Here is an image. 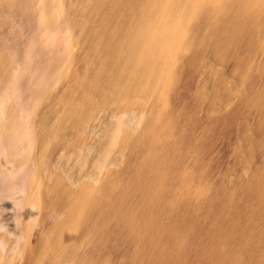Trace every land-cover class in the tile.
I'll return each mask as SVG.
<instances>
[{
    "label": "bare ground",
    "instance_id": "bare-ground-1",
    "mask_svg": "<svg viewBox=\"0 0 264 264\" xmlns=\"http://www.w3.org/2000/svg\"><path fill=\"white\" fill-rule=\"evenodd\" d=\"M30 9L44 36L0 28V264H264V0Z\"/></svg>",
    "mask_w": 264,
    "mask_h": 264
},
{
    "label": "crops",
    "instance_id": "crops-1",
    "mask_svg": "<svg viewBox=\"0 0 264 264\" xmlns=\"http://www.w3.org/2000/svg\"><path fill=\"white\" fill-rule=\"evenodd\" d=\"M10 1H12V7H15V8H12V9H9V7L10 6H8V8H7V6H5V8H4V5H2V4H6L7 2H6V0H0V28H3V32H6V29H8V30H12L13 32L14 31H16V33L14 32V34H12V35H14V37L15 38H17V40H19L20 38L22 39V35H20L21 33H19V30L17 29V30H15L17 27V25H12L13 23V18H17L16 20L17 21H23L24 22V20H25V23H23V25H24V34H23V37H24V40L23 41H21V39H20V42H24L25 44L27 43V44H30L31 43V40H30V38H32V34H33V31L36 33L37 32V34H38V37H40V34L41 35H43V34H46L48 31L46 30V28H45V26H44V23H45V16L43 15V19L42 18H40L39 19V17L36 19V25H33L32 24V22L33 21H31V20H33L32 19V16H31V4H32V0H10ZM21 2H22V4H21ZM29 2V3H28ZM16 3L18 4V5H16ZM13 4H15V5H13ZM17 7V8H16ZM26 7V8H25ZM11 8V7H10ZM24 8V9H23ZM9 9V10H8ZM16 9H17V11H16ZM18 9H19V11H18ZM22 10V11H21ZM11 11V12H10ZM15 12V14H14V12ZM27 11H29V12H27ZM3 12V13H2ZM9 12V13H8ZM8 13V14H7ZM23 15H22V14ZM11 14H12V17H11ZM16 14H18L19 16H17ZM28 14V15H27ZM3 15V16H2ZM14 15H16L15 17H14ZM24 16H26V18L24 17ZM30 16V17H29ZM10 17V18H9ZM19 17V18H18ZM5 18H6V21L7 20H11V21H7V23L5 22ZM8 18V19H7ZM12 18V19H11ZM23 18V19H22ZM30 18V20H28ZM1 21H3V22H1ZM26 21H27V23H26ZM11 23V24H8V23ZM29 22V23H28ZM31 22V23H30ZM5 24V25H4ZM29 24H32V25H29ZM40 24V25H39ZM12 25V26H11ZM31 26V27H27V26ZM41 25H43V26H41ZM25 26L27 27V28H25ZM35 26V28H33ZM37 26H39V27H37ZM13 27H14V30H13ZM36 28H38L36 31L35 30H33V29H36ZM40 28V29H39ZM27 29V30H26ZM41 30V31H40ZM29 31V32H28ZM26 32V33H25ZM43 32V33H42ZM44 36V35H43ZM27 38V39H26Z\"/></svg>",
    "mask_w": 264,
    "mask_h": 264
}]
</instances>
